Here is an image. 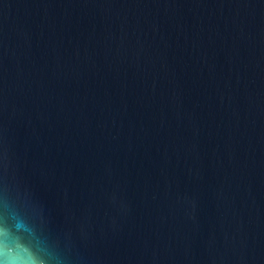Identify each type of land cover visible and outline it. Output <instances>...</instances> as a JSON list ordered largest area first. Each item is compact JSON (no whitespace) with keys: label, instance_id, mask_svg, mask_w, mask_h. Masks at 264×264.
<instances>
[{"label":"water","instance_id":"water-1","mask_svg":"<svg viewBox=\"0 0 264 264\" xmlns=\"http://www.w3.org/2000/svg\"><path fill=\"white\" fill-rule=\"evenodd\" d=\"M0 264H264V0H0Z\"/></svg>","mask_w":264,"mask_h":264},{"label":"flooded vegetation","instance_id":"flooded-vegetation-1","mask_svg":"<svg viewBox=\"0 0 264 264\" xmlns=\"http://www.w3.org/2000/svg\"><path fill=\"white\" fill-rule=\"evenodd\" d=\"M19 245H23V244H21V243H18Z\"/></svg>","mask_w":264,"mask_h":264}]
</instances>
